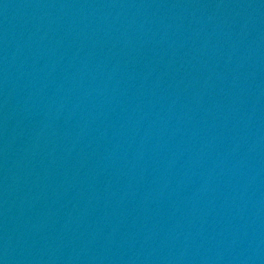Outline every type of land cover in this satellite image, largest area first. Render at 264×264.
<instances>
[{"label": "water", "instance_id": "obj_1", "mask_svg": "<svg viewBox=\"0 0 264 264\" xmlns=\"http://www.w3.org/2000/svg\"><path fill=\"white\" fill-rule=\"evenodd\" d=\"M0 264H264V0H0Z\"/></svg>", "mask_w": 264, "mask_h": 264}]
</instances>
